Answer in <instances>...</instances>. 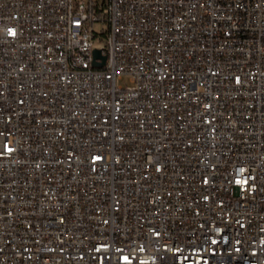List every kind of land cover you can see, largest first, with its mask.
<instances>
[{"label": "built area", "instance_id": "obj_1", "mask_svg": "<svg viewBox=\"0 0 264 264\" xmlns=\"http://www.w3.org/2000/svg\"><path fill=\"white\" fill-rule=\"evenodd\" d=\"M0 264H264V0H0Z\"/></svg>", "mask_w": 264, "mask_h": 264}, {"label": "rangeland", "instance_id": "obj_2", "mask_svg": "<svg viewBox=\"0 0 264 264\" xmlns=\"http://www.w3.org/2000/svg\"><path fill=\"white\" fill-rule=\"evenodd\" d=\"M107 27V24L105 21L100 20L95 23V29L99 33V35L95 39V45L98 47H104L106 45V38L103 34ZM119 83L127 84L130 83V78L129 76H124L122 79L118 80Z\"/></svg>", "mask_w": 264, "mask_h": 264}, {"label": "water", "instance_id": "obj_3", "mask_svg": "<svg viewBox=\"0 0 264 264\" xmlns=\"http://www.w3.org/2000/svg\"><path fill=\"white\" fill-rule=\"evenodd\" d=\"M94 57H95L94 64L98 65V66L103 65L107 59V56L105 54H102L101 48H95L94 49ZM98 58H101L102 61H98L97 60Z\"/></svg>", "mask_w": 264, "mask_h": 264}]
</instances>
